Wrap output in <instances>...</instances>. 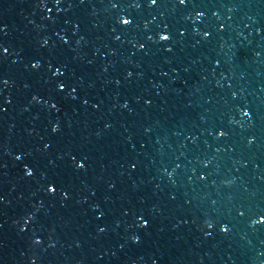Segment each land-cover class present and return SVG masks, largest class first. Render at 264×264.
<instances>
[{"label": "water", "instance_id": "water-1", "mask_svg": "<svg viewBox=\"0 0 264 264\" xmlns=\"http://www.w3.org/2000/svg\"><path fill=\"white\" fill-rule=\"evenodd\" d=\"M0 264H264V0H0Z\"/></svg>", "mask_w": 264, "mask_h": 264}, {"label": "snow or ice", "instance_id": "snow-or-ice-1", "mask_svg": "<svg viewBox=\"0 0 264 264\" xmlns=\"http://www.w3.org/2000/svg\"><path fill=\"white\" fill-rule=\"evenodd\" d=\"M125 23H127V21H125ZM60 87L63 88V85H61Z\"/></svg>", "mask_w": 264, "mask_h": 264}]
</instances>
